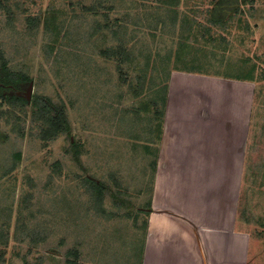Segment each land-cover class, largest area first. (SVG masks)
Listing matches in <instances>:
<instances>
[{"label":"rangeland","instance_id":"374dc122","mask_svg":"<svg viewBox=\"0 0 264 264\" xmlns=\"http://www.w3.org/2000/svg\"><path fill=\"white\" fill-rule=\"evenodd\" d=\"M212 1L1 0L0 44L10 68L31 81L0 88V264H68L73 251L77 264H141L161 156L159 111L175 69L255 82L238 224L249 237L247 264H264V0L230 3L217 22L207 13ZM107 14L121 20L118 40ZM183 17L191 35L180 28ZM116 41H126L132 62L103 54ZM3 74L0 65V83ZM13 94L26 100L15 104ZM39 95L67 115L49 141L33 117Z\"/></svg>","mask_w":264,"mask_h":264},{"label":"crops","instance_id":"0c3cea01","mask_svg":"<svg viewBox=\"0 0 264 264\" xmlns=\"http://www.w3.org/2000/svg\"><path fill=\"white\" fill-rule=\"evenodd\" d=\"M254 85L171 72L141 264H247L238 207Z\"/></svg>","mask_w":264,"mask_h":264},{"label":"trees","instance_id":"16d2710c","mask_svg":"<svg viewBox=\"0 0 264 264\" xmlns=\"http://www.w3.org/2000/svg\"><path fill=\"white\" fill-rule=\"evenodd\" d=\"M1 3V0H0ZM231 3L232 7L236 9V7L243 6L242 2L240 0H213L212 1V6L207 9V13L215 18L213 21L217 22L219 20H222L225 16H227L225 10H229L231 8L229 4ZM87 9H94L95 6H89L86 7ZM233 9L230 12L235 14L236 10ZM223 10V11H222ZM224 20V19H223ZM107 21H109V17L107 14ZM172 23L174 26L178 25V19H177V14L175 13L174 16L171 19ZM121 20L119 18H116L114 21H109V23H106V26L109 28L111 34L113 37L117 38V32L118 28L116 29L117 26H121L122 23H120ZM165 24V22L163 21ZM38 22L36 20V16H28V26L30 29H34L37 26ZM180 28L187 32L189 35L194 32V25L189 19H184L180 20ZM197 26H201L198 24ZM222 39H225V35L221 36ZM103 54L106 55L107 57H114L120 64H126L128 62H132L133 55L130 52L128 45L126 41L121 42V41H116L113 45L110 47H105V49L102 50ZM0 65L3 69V79L4 82L0 83V88L8 89L10 90L12 86H15L16 83H27L31 81V77L29 74L23 72V71H13L10 66H9V60L6 55V52L2 45L0 44ZM191 71L198 72V73H207V74H212L211 72H206V71H200L197 69H191ZM227 77H234V78H240L237 75H223ZM170 77V75H169ZM241 79H246L245 77H241ZM253 81V80H252ZM2 82V81H1ZM168 88V86H167ZM163 90H166V87H163ZM167 97V93H166ZM10 100L15 103V104H21L23 103L26 99L22 98L20 95L13 94L10 98ZM34 104V111H33V117L35 120L39 121L41 123V129L39 131L40 137L45 140L49 141L54 139L55 137L58 136V134L64 130L65 127V122H66V112L64 107L56 106L55 103L52 102V100L45 96V95H39L36 96L33 100ZM164 115L163 111H159ZM162 132V131H161ZM157 159L153 161V166L155 169H157ZM90 185L93 187V192L94 194H102V186L96 182L95 180H89ZM96 202L98 201V205L101 206L102 203V197H98L97 195H94ZM100 210V209H99ZM147 226V222H146ZM32 232L31 234L33 235L32 241L35 240L36 236L39 234V231L37 229L33 228L31 229ZM9 240L7 237L5 242ZM71 250L68 251L67 254H69ZM74 257V259H69L68 264H77L75 259L78 257V251H73L71 253ZM0 260H5L3 253L0 252ZM25 264H29L25 262Z\"/></svg>","mask_w":264,"mask_h":264}]
</instances>
